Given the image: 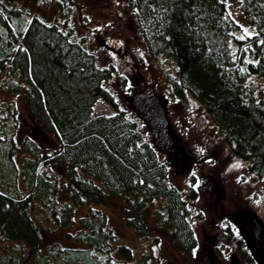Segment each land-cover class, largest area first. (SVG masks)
Instances as JSON below:
<instances>
[{"label": "trees", "instance_id": "trees-1", "mask_svg": "<svg viewBox=\"0 0 264 264\" xmlns=\"http://www.w3.org/2000/svg\"><path fill=\"white\" fill-rule=\"evenodd\" d=\"M33 1L42 8L52 2ZM55 2L68 24L72 0ZM125 2L171 97L189 94L198 101L230 152L264 179V84L254 83L264 79V0ZM229 2L237 4L251 36H236L241 24L228 13ZM71 29L65 32L0 0V91L22 95L34 124L57 146L48 153L24 138L18 165L19 148L4 128L6 117L0 119V241L9 243L0 264H136L132 249L109 226L100 208L106 204L138 238L147 237L151 223L193 260L198 239L189 201L197 198L196 179L184 193L170 182L156 149L142 140L136 122L103 86L115 66H99L93 52L71 39ZM162 58L174 66V75L161 66ZM99 99L115 114L94 115ZM40 166L61 169L60 188ZM59 190L66 197L61 203L53 198ZM35 203L48 209L57 228H71L72 246L43 247L32 217ZM80 207L86 210L78 217ZM149 255H140L138 264H148Z\"/></svg>", "mask_w": 264, "mask_h": 264}, {"label": "rangeland", "instance_id": "rangeland-1", "mask_svg": "<svg viewBox=\"0 0 264 264\" xmlns=\"http://www.w3.org/2000/svg\"><path fill=\"white\" fill-rule=\"evenodd\" d=\"M5 2L8 6L27 10L48 24L54 23L65 32L72 27L71 39L93 52L99 66H115L116 73L103 86L136 122L142 140L156 149L168 167L170 182L184 193L192 178L196 179L197 198L189 201L192 225L198 239L193 260L186 259L175 249L166 231L150 223L147 237L138 238L124 226L120 213L113 210L112 205L100 206L106 211L109 226L119 240L132 249L136 264L145 252H150L148 264H264V179L250 173L246 163L230 152L198 101L189 94L183 98L171 97L156 62L148 56L143 41L136 33L132 13L125 0H72L74 9L68 24L60 17L55 0L47 8H42L33 0ZM227 11L241 24V31L236 36H251L253 29L244 22L237 4L227 3ZM160 64L168 73L175 74L169 60L162 58ZM254 83L261 86L264 79L254 80ZM149 88L160 99L164 109L172 153L155 144L149 122L131 102L135 93ZM93 114L112 116L115 110L99 99L93 107ZM0 116V119L6 117L2 119L6 123L4 128L19 148L14 155L18 165L24 156V138L32 140L48 153L52 147H57L53 139L34 124L22 95L0 91ZM39 170L61 187L63 175L60 168L40 166ZM53 198L60 203L66 200L60 190ZM152 209L153 206H149L146 211L147 221ZM85 210L86 207H80L76 216L79 217ZM32 217L42 232L44 248L52 243L62 247L74 244L67 237L71 228H57L49 219L48 209L35 203ZM250 218L262 226L259 244L253 238ZM227 230H230L231 241H227ZM8 245L0 241V252ZM27 253L25 250L24 255Z\"/></svg>", "mask_w": 264, "mask_h": 264}, {"label": "water", "instance_id": "water-1", "mask_svg": "<svg viewBox=\"0 0 264 264\" xmlns=\"http://www.w3.org/2000/svg\"><path fill=\"white\" fill-rule=\"evenodd\" d=\"M147 95L154 96L152 88L144 89L142 93L133 95L131 98V102L134 107L144 115H147L146 109L149 106L151 107L154 105V102H152L150 99H148V97H146ZM164 113L165 112L162 107L156 106L155 115L148 119L151 128L156 134H163L167 128V120ZM249 222L251 225L254 240L260 243V234L262 232V226L254 218H250Z\"/></svg>", "mask_w": 264, "mask_h": 264}, {"label": "flooded vegetation", "instance_id": "flooded-vegetation-1", "mask_svg": "<svg viewBox=\"0 0 264 264\" xmlns=\"http://www.w3.org/2000/svg\"><path fill=\"white\" fill-rule=\"evenodd\" d=\"M144 90L138 92V93H135L134 95L136 94H140L142 93ZM146 97H148V99H150L152 102H154V105L153 106H149L146 110H147V115H144L143 113H140L147 119L153 117L155 115V112H156V106L158 107L160 105L161 107V104H160V99L154 94V96H150V95H147ZM152 129V128H151ZM167 130V128H166ZM165 132L162 134H156L153 129H152V133H153V136L155 138V144L161 148H166L168 149L171 153L173 152L172 150V144H171V141L169 139V135H168V132ZM258 243V242H257ZM259 244V243H258Z\"/></svg>", "mask_w": 264, "mask_h": 264}]
</instances>
